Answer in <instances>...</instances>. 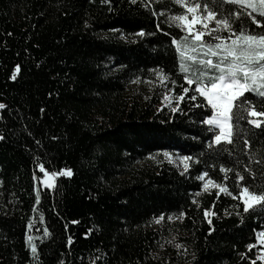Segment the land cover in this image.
I'll list each match as a JSON object with an SVG mask.
<instances>
[{
    "label": "trees",
    "instance_id": "trees-1",
    "mask_svg": "<svg viewBox=\"0 0 264 264\" xmlns=\"http://www.w3.org/2000/svg\"><path fill=\"white\" fill-rule=\"evenodd\" d=\"M181 12L174 0H0V264H264V209L238 198L264 192V125L237 101L233 142H213L172 44L186 33L167 18ZM217 12L254 26L235 4ZM165 152L190 157L184 174ZM40 164L60 173L53 189Z\"/></svg>",
    "mask_w": 264,
    "mask_h": 264
},
{
    "label": "snow or ice",
    "instance_id": "snow-or-ice-1",
    "mask_svg": "<svg viewBox=\"0 0 264 264\" xmlns=\"http://www.w3.org/2000/svg\"><path fill=\"white\" fill-rule=\"evenodd\" d=\"M227 2L251 9L249 15L252 16L253 22L258 27L261 25V21L252 14L258 13L259 16L264 17V0H174V3L183 8V12L167 18L171 24L178 26L186 33L180 39H173L172 44L180 58L179 67L181 73L184 74V80L188 85L195 84V92L204 98L207 105L211 106L212 114L203 122L209 126V130L218 129L213 137L215 144H220L222 141L233 142L234 125L232 121L235 115L233 109L237 107V101L243 106L242 111L247 112V116L251 117L248 119L249 124L257 128L264 125V120L259 119L264 117V108L257 110L248 97L244 96L246 92H254L264 98V31L257 33L243 25L235 29L232 17L239 19L240 12H229L227 18H220L217 6ZM213 22L214 28L210 27ZM222 30L228 31L226 37L219 35ZM138 35L143 36L145 33L141 30ZM194 65H199V67L192 75L191 70ZM210 72H215L216 75L209 76ZM161 78L166 79L167 77L162 74ZM183 92L187 93L188 88H184ZM178 99L183 100L184 96L181 95ZM190 99L195 100L196 96H190ZM4 107L5 105L0 104V109ZM175 110L174 108L173 111ZM245 143L248 142L245 141ZM164 156L170 158L167 152ZM181 159L182 162L188 161L190 157ZM38 166L45 177L43 184L47 188H54L55 177L60 173H49L43 164ZM188 167L189 165L184 163V169L187 170ZM221 171H230V169L221 168ZM62 174L70 176L71 170H62ZM205 176H201L200 179L203 180ZM236 178L240 181L245 179L239 173L236 174ZM209 184H213L220 192H228L226 186H221L211 180L204 187L207 188ZM228 194L232 195L231 192ZM39 196L38 192L37 199ZM238 198L243 203L244 212L255 209L257 206L264 209V192L253 191L249 186L244 185L238 193ZM207 214L205 210V215ZM183 215V213L180 214L181 217ZM163 218V216L160 217V219ZM45 234H48L46 229ZM260 235L264 237V233ZM31 239L32 237H29V242ZM261 243L264 244V239H261ZM31 250L35 254L36 246L31 245ZM260 258L264 260V256Z\"/></svg>",
    "mask_w": 264,
    "mask_h": 264
},
{
    "label": "rangeland",
    "instance_id": "rangeland-1",
    "mask_svg": "<svg viewBox=\"0 0 264 264\" xmlns=\"http://www.w3.org/2000/svg\"><path fill=\"white\" fill-rule=\"evenodd\" d=\"M230 3V2H229ZM233 4V3H232ZM235 5H237V6H239V7H241L239 4H235ZM245 10H247V16H248V18L250 19H252V16L251 15H249V13L251 12V9H247V8H244ZM252 15H255L256 16V19H263L264 20V17H261V16H259V14L258 13H253ZM253 27L252 28H250L252 31H254V32H257V33H260V32H262V31H264V25H260L259 27L257 26V24L256 23H253ZM210 27H215V24H214V22L213 23H211L210 24ZM221 33H228V31L227 30H222L220 33H219V35H221ZM221 36H224V35H221ZM227 36V35H226ZM225 36V37H226ZM191 74L192 75H194V73H192L191 72ZM212 75H216V73H214V72H212L209 76H212ZM252 93H254V92H252ZM254 94H256V93H254ZM207 103V102H206ZM209 106V108L211 109V106L210 105H208ZM211 114H212V109H211ZM208 119V118H207ZM216 130V132H218V129H215ZM162 156H163V158L166 160V161H168L173 167H175L177 170H178V172L179 173H181V174H184L185 172H186V170L184 169V163H187L188 165H189V163H188V161H183L182 162V157H179V156H176V155H171L170 154V158H166L165 156H164V154H162ZM153 159V158H152ZM151 159V160H152ZM40 170V169H39ZM61 175H63V174H61ZM60 175H57L56 177H55V180L59 177ZM45 179V177H44V174H43V177H42V179L40 180V185H41V187L42 188H47L44 184H43V180ZM205 184H208L207 182H204V185ZM204 185H203V189H205V187H204ZM47 189H53V188H47ZM160 220H159V222L157 223V221L155 222V227L156 226H159V224H160ZM173 223V220H170V224H172ZM261 239H264L263 237H261V235L259 234V239H258V246L260 247L258 250H257V256H258V258L264 263V260H262L260 257H262V256H264V244H262L261 243Z\"/></svg>",
    "mask_w": 264,
    "mask_h": 264
}]
</instances>
